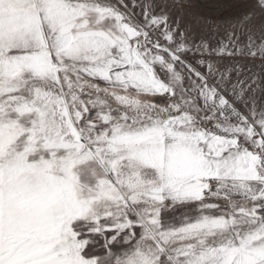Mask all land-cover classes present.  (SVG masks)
Listing matches in <instances>:
<instances>
[{
  "label": "snow or ice",
  "instance_id": "obj_1",
  "mask_svg": "<svg viewBox=\"0 0 264 264\" xmlns=\"http://www.w3.org/2000/svg\"><path fill=\"white\" fill-rule=\"evenodd\" d=\"M221 26L0 0V264H264V0Z\"/></svg>",
  "mask_w": 264,
  "mask_h": 264
},
{
  "label": "rangeland",
  "instance_id": "obj_2",
  "mask_svg": "<svg viewBox=\"0 0 264 264\" xmlns=\"http://www.w3.org/2000/svg\"><path fill=\"white\" fill-rule=\"evenodd\" d=\"M117 3V0H112ZM140 2V0H137ZM125 3L131 6V0H125ZM170 6V15L173 22L179 18L180 27L190 28V30L199 39H216L214 31L219 27V35H223L224 27L221 26L224 22L238 19L243 14L250 12L256 0H167ZM249 65L255 62L247 61ZM264 102V98H262ZM115 107V103L110 101Z\"/></svg>",
  "mask_w": 264,
  "mask_h": 264
}]
</instances>
